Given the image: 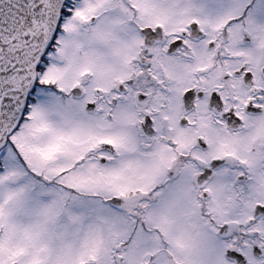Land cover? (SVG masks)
I'll return each mask as SVG.
<instances>
[{"label": "snow or ice", "instance_id": "6c2138e0", "mask_svg": "<svg viewBox=\"0 0 264 264\" xmlns=\"http://www.w3.org/2000/svg\"><path fill=\"white\" fill-rule=\"evenodd\" d=\"M0 264H264V0H0Z\"/></svg>", "mask_w": 264, "mask_h": 264}]
</instances>
